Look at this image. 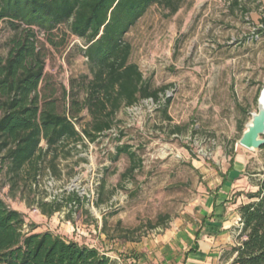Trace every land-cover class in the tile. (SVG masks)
<instances>
[{"label": "rangeland", "instance_id": "1", "mask_svg": "<svg viewBox=\"0 0 264 264\" xmlns=\"http://www.w3.org/2000/svg\"><path fill=\"white\" fill-rule=\"evenodd\" d=\"M231 1L183 0L172 15L158 4L149 6L125 39L131 44L130 61L150 88H165L159 100L144 98L122 106L111 129L94 142L84 139V145L77 144L66 157L59 150L55 175L45 160L36 182L26 180L11 190L0 173V197L40 229L81 242L96 241L107 251L152 239L176 221L182 226L187 215L197 218L207 190L216 187L232 162L242 163L236 166L241 168L236 179L243 195L234 202L247 201L245 192L257 189L247 180L254 185L262 177L264 151L245 149L237 140L264 86V32L259 30L264 2L239 0L240 6H232ZM53 33L55 41L66 33L61 46H51L38 35L46 53L41 85L48 77L45 93L55 89L53 97L59 98L70 79L90 72L80 52L83 41L68 34L64 25ZM12 35L4 23L0 58L6 56ZM88 120L83 112L79 124ZM122 144L130 145L141 159L128 179L120 177L129 165L126 154L112 156ZM72 192L87 197L88 212L80 219L75 214L73 220L68 217L66 197ZM39 200H56L61 209L46 216L37 208ZM163 214L168 216L164 226L150 228ZM229 248H221L215 264L227 262Z\"/></svg>", "mask_w": 264, "mask_h": 264}, {"label": "trees", "instance_id": "2", "mask_svg": "<svg viewBox=\"0 0 264 264\" xmlns=\"http://www.w3.org/2000/svg\"><path fill=\"white\" fill-rule=\"evenodd\" d=\"M183 0H0V32L4 23L13 30L7 53L0 58V173L11 190L26 180L36 182L47 160L50 174H57L59 150L64 157L84 139L94 142L111 129L122 106L139 99L157 102L164 87L150 88L136 63L130 61L131 44L125 34L152 4L175 14ZM232 6H240L232 0ZM247 13L246 7H240ZM264 32V15L259 17ZM64 25L68 34L83 41L80 49L89 67L84 74L46 94V53L38 37L51 46H61L66 33L55 41L54 30ZM89 120L80 125L82 113ZM42 143L44 145H42ZM72 144L70 149L66 147ZM66 148V150H65ZM259 150L264 151V145ZM126 154L129 165L121 179L130 178L141 159L128 144L116 146L113 158ZM257 189L247 192L248 202L239 205L236 242L225 255L228 264H264V171ZM101 189L104 184H100ZM68 217L82 218L87 197L69 193ZM102 202V196L99 198ZM39 211L50 216L61 209L52 200L37 202ZM167 215H158L150 228L164 226ZM24 226L27 229H24ZM35 225L0 197V264H111L97 249L78 244L49 230L35 232Z\"/></svg>", "mask_w": 264, "mask_h": 264}, {"label": "crops", "instance_id": "3", "mask_svg": "<svg viewBox=\"0 0 264 264\" xmlns=\"http://www.w3.org/2000/svg\"><path fill=\"white\" fill-rule=\"evenodd\" d=\"M236 166H242V163L237 165L232 162L223 176H220L221 180L216 187L207 190L206 199L198 208L197 218L187 215V222L182 226L180 221H176L171 228L151 235L152 239L127 243L123 249L112 251L103 247L100 248V253L106 255L111 264H215V260L220 259L221 248L227 244L229 247L235 244L233 242L240 225L238 207L248 202L240 199L234 202L236 196L243 195L240 191L242 188L237 187L236 179L241 168ZM247 182L251 187H256L249 180ZM245 198L248 199L246 195ZM34 231L44 230L36 226ZM64 239L82 245L92 243V240L81 242L72 237ZM230 260L224 264H228Z\"/></svg>", "mask_w": 264, "mask_h": 264}, {"label": "water", "instance_id": "4", "mask_svg": "<svg viewBox=\"0 0 264 264\" xmlns=\"http://www.w3.org/2000/svg\"><path fill=\"white\" fill-rule=\"evenodd\" d=\"M237 144L252 151L264 145V86L259 90L256 109L250 112V118L244 123Z\"/></svg>", "mask_w": 264, "mask_h": 264}, {"label": "built area", "instance_id": "5", "mask_svg": "<svg viewBox=\"0 0 264 264\" xmlns=\"http://www.w3.org/2000/svg\"><path fill=\"white\" fill-rule=\"evenodd\" d=\"M84 245H86V246H88V247H91V248H95V249H97L99 252H100V248H102V247H100L98 244H97V242L96 241H92V243L91 244H84Z\"/></svg>", "mask_w": 264, "mask_h": 264}]
</instances>
